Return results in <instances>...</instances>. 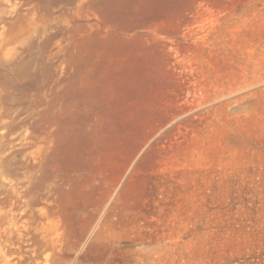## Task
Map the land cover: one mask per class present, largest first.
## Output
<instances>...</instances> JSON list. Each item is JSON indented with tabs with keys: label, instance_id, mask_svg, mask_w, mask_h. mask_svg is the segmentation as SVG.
<instances>
[{
	"label": "rangeland",
	"instance_id": "rangeland-1",
	"mask_svg": "<svg viewBox=\"0 0 264 264\" xmlns=\"http://www.w3.org/2000/svg\"><path fill=\"white\" fill-rule=\"evenodd\" d=\"M0 264H264V0H0Z\"/></svg>",
	"mask_w": 264,
	"mask_h": 264
}]
</instances>
